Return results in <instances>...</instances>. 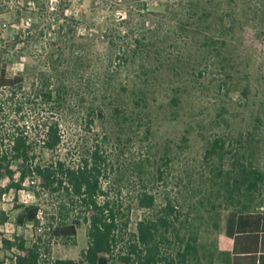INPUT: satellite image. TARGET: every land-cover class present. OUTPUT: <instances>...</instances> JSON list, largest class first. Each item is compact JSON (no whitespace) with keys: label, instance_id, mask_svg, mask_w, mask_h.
Instances as JSON below:
<instances>
[{"label":"rangeland","instance_id":"374dc122","mask_svg":"<svg viewBox=\"0 0 264 264\" xmlns=\"http://www.w3.org/2000/svg\"><path fill=\"white\" fill-rule=\"evenodd\" d=\"M25 1L0 0V42L17 19L10 6ZM73 2L86 14L81 33L94 35L76 42L85 50L80 59H63L72 85L55 114L64 132L58 152L43 148L45 117L37 130L29 122L37 160L77 167L99 146L106 160L100 200L118 213L119 248L133 241L139 222L166 218L157 236L163 264H233L230 213L263 207L264 0ZM8 183L0 190V258L11 256L2 238L24 236L39 245L41 264L81 262L89 245L84 221L73 238L53 235L83 214L63 209L73 197L36 177L20 190H5ZM146 195L153 206L142 205ZM22 205L37 206L40 221L17 225Z\"/></svg>","mask_w":264,"mask_h":264},{"label":"trees","instance_id":"16d2710c","mask_svg":"<svg viewBox=\"0 0 264 264\" xmlns=\"http://www.w3.org/2000/svg\"><path fill=\"white\" fill-rule=\"evenodd\" d=\"M117 1L126 3L128 0ZM22 5L12 3L10 6L17 19L7 26L8 35L0 42V190L5 179L9 181L5 190H20L30 178L36 177L50 192H65L73 197L71 204L62 205L63 209L70 211L76 207L84 215L78 214L69 224H58L53 235L73 238L84 221L89 226L88 248L81 262L56 259L48 264H163L165 258H162L157 236L160 227L168 226L166 218L159 222H139L133 241L119 248L118 213L110 201L100 200L104 195L102 178L106 160L99 146L77 167L67 166L63 158L46 163L37 160L36 134L29 122L35 120L37 130L40 117H45L43 148L58 152L64 142V132L61 119L55 114L61 112L60 104L66 102L65 91L72 85L67 80L63 59L69 55L80 59L85 50L79 52L76 42L88 40L94 34L81 33L86 14L74 7L73 0H26ZM101 37L105 38L103 34ZM36 41L42 44L34 52L31 45ZM22 63L24 68L16 71L14 66ZM97 114L104 117L101 109ZM154 203L153 196L146 195L142 199L144 206L151 207ZM39 221L37 206H21L17 225ZM227 233L233 239L235 256L254 260L259 257V264H264V195L262 211L230 213ZM1 243L11 256L0 258V264H41L39 245H28L24 236L4 237Z\"/></svg>","mask_w":264,"mask_h":264},{"label":"crops","instance_id":"0c3cea01","mask_svg":"<svg viewBox=\"0 0 264 264\" xmlns=\"http://www.w3.org/2000/svg\"><path fill=\"white\" fill-rule=\"evenodd\" d=\"M263 208V207H262ZM262 211V210H261ZM231 238V237H230ZM232 239V238H231ZM233 240V239H232ZM234 244V242H233ZM259 258V257H258ZM252 259L250 257H245V256H235L233 252V264H259V259Z\"/></svg>","mask_w":264,"mask_h":264}]
</instances>
